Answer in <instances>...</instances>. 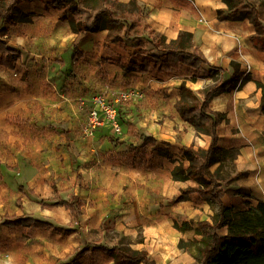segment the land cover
I'll use <instances>...</instances> for the list:
<instances>
[{
	"label": "crops",
	"instance_id": "obj_1",
	"mask_svg": "<svg viewBox=\"0 0 264 264\" xmlns=\"http://www.w3.org/2000/svg\"><path fill=\"white\" fill-rule=\"evenodd\" d=\"M46 1L21 0L16 7L18 12L29 14V20L19 21V13L15 12L14 19L7 24L8 41L21 49L22 56L14 69H0V161L6 163V155L14 153L11 164L18 166L16 171L0 166V220L5 213L24 215L20 207L24 205L25 195L18 191L19 184L33 190L35 195L42 186L49 187L41 179L47 177L41 170L36 171L32 166L36 172L24 171L30 162L35 165L43 162L52 168L48 171L54 179L67 176L68 183L62 188L72 187L67 193H77L83 200V212L78 219L83 231L98 229L99 232L101 222L105 221L121 222L125 226L146 222L149 227L143 247L155 235L157 245H166L170 240L177 261L197 264L191 254L177 247L180 238H193V231H178L173 227V220L208 219L209 204L193 195L169 203L181 189L195 183L173 180L170 172L175 163L159 155L157 150L166 149L175 160H180L183 147L208 146L210 137L197 134L189 122L181 120L175 106L180 87L198 93L213 83L206 76L208 67L202 65V71L196 76L194 69L186 65L165 73H157L152 65L146 73L123 74L120 62L134 53L136 47L107 42L106 30L76 35L61 18L60 11L43 9ZM139 1L149 8L148 24L166 41L176 38L181 30L192 33L207 61L224 70L219 76L228 77L234 62L242 73L264 82V49L253 38L252 23L247 19H217L216 10L226 8L221 0H184L186 5L179 0ZM75 52L81 56L72 59ZM106 82L137 87L143 92V98L132 101L126 108H118L122 135L112 133L108 125L85 135L83 126L92 105L91 96L94 91L103 90ZM110 90L119 91L114 87ZM259 103L260 90L251 80L240 89L214 96L209 104L212 110L225 116L217 127L220 146L238 148L239 157L243 149L250 148L247 145L256 146L253 155L259 165L252 169L257 171L254 174L260 177V182L258 179L253 183L255 189L264 186V114ZM11 114L31 115V119L27 123L12 121ZM25 124L43 130L29 136L23 132ZM13 129H16L14 134ZM141 132L152 136L154 143L137 139L136 135ZM222 135L226 140L221 139ZM246 151L252 154V150ZM73 162H77L74 171L71 170ZM243 169L239 171H248L249 175L232 185L240 186L238 183L250 178L251 168ZM77 174L79 179L75 181ZM53 185L60 189L58 184ZM258 200L264 201L258 198L250 204ZM34 204L42 208L35 201ZM57 234L47 229L0 225V264H18L15 259L33 264L32 256L38 252L42 259L47 258V264H52ZM147 250L146 255L152 260L153 251L148 247ZM156 250L164 256L162 250L157 247ZM92 253L101 252L89 251L76 258L74 264H93L88 259Z\"/></svg>",
	"mask_w": 264,
	"mask_h": 264
},
{
	"label": "trees",
	"instance_id": "obj_2",
	"mask_svg": "<svg viewBox=\"0 0 264 264\" xmlns=\"http://www.w3.org/2000/svg\"><path fill=\"white\" fill-rule=\"evenodd\" d=\"M21 0H0V69H13L22 56L21 49L12 46L7 38L8 26L18 12L16 5ZM186 5L184 0H179ZM225 9H217L219 20H249L254 27L253 38L264 49V0H221ZM44 10H58L76 35L88 32L107 31L109 43H125L137 50L120 62L123 74L129 72L146 73L152 66L157 73L172 71L180 65L194 69L195 76L208 67L206 76L214 78L224 72L220 67L210 64L193 39V34L181 30L176 38L166 39L147 22L149 8L139 0H47ZM19 13V21H27L29 14ZM76 42L73 43V46ZM81 56L75 52L72 59ZM232 72L223 79L204 87L199 93L187 87H180L179 98L175 102L181 120L189 122L197 132L210 137L206 148L183 147L180 160H175L168 150L159 148L157 153L174 164L170 175L175 181L191 180L195 185L181 189L176 202L188 199L191 195L206 201L214 207L209 219L173 220V227L180 232L193 231L191 239L180 238L177 247L187 251L197 264H264V201L247 204L245 209H235L226 205L223 197L226 187L237 179L247 177L248 171L236 169L239 152L234 147L218 144V125L225 119L224 114L210 108L214 96L240 89L247 81H253L260 90L259 108L264 114V82L242 73L237 63L231 62ZM195 77L193 76L192 79ZM136 138L144 143H154L150 135L138 133ZM264 152V130L262 132ZM185 161L187 163H185ZM214 166L213 170L210 168ZM18 191L42 208L54 209L61 205L69 212L71 221L78 222L83 212V200L77 193L69 192L66 198L58 197V189L53 185L56 198L49 201L37 197L33 190L19 184ZM20 203V198L17 199ZM0 225L6 227H28L47 229L62 236L78 231L77 227H64L53 221L34 215L5 213ZM195 225V226H194ZM89 251H98L109 257L113 264H152L145 253L133 254L120 245H107L101 242L85 244L74 253L70 263Z\"/></svg>",
	"mask_w": 264,
	"mask_h": 264
},
{
	"label": "rangeland",
	"instance_id": "obj_3",
	"mask_svg": "<svg viewBox=\"0 0 264 264\" xmlns=\"http://www.w3.org/2000/svg\"><path fill=\"white\" fill-rule=\"evenodd\" d=\"M263 18H264V12H263ZM19 61V60H18ZM17 61V62H18ZM16 65V64H15ZM14 69V68H13ZM12 70V69H11ZM224 77L219 76V74H217L214 78H211V81L214 82V79L218 80V79H223ZM108 82L104 83V90L103 93L105 94L106 98L111 101H117L118 103V108H126L127 106H129L130 104H132V101L135 100H139L142 97H134V96H129L126 99H121L120 98V93L126 89H134V90H140L137 87H131L130 85L126 84L123 85L121 83H116L115 85H112ZM121 85V86H119ZM110 87H114V88H118L119 91L117 92H113L110 90ZM98 91V90H97ZM97 91H94L93 93H96ZM141 91V90H140ZM114 94V96H113ZM139 103H135V105ZM90 110V109H89ZM118 113V112H117ZM9 118L12 121H24V122H28L31 119V115L25 117L22 114H11L9 116ZM87 119V118H86ZM118 121L120 122V118L118 119ZM27 124H25V128L23 129V132L29 136L37 133V131H42L39 129H33L31 127H29V125L27 126ZM110 128V127H109ZM111 130V129H110ZM122 130V129H121ZM16 129H13V132L11 133H15ZM219 133H223V130L220 129ZM12 134V135H13ZM27 135H25V139H27ZM122 135L118 134L117 136ZM222 140H226V137H224V135H222L221 137ZM224 141H222L220 144L223 145ZM245 146V145H244ZM250 148L248 149H243L244 153L242 155H240V157L238 156L236 159V169L239 170H244L243 168L248 167L251 168L250 173L251 176L250 178H248V180L245 181H241L240 186L236 185H232L233 182L231 184H229L226 187V195L223 198L225 203H233L234 206L233 207H239V206H246L249 203H252L253 201H255L258 198H263L264 199V186L263 188H259V189H255L252 188L253 183L258 180L260 177L257 174H254L255 172H257L256 170L253 171V166L258 167V162L256 161V158L253 155V152L255 151V145H247ZM27 148H31V147H27ZM202 148V147H201ZM198 149V148H197ZM238 150V148H236ZM252 150V154L248 155L249 151L247 152L246 150ZM239 152V150H238ZM261 152V151H260ZM14 155L11 154V156L9 154L6 155V163H2L0 161V166H4V168L9 169L11 171H16L18 166L16 165H12L11 163L12 161V156ZM24 161V160H23ZM30 164V165H29ZM29 164H27L25 166L24 171L25 172H29V170L36 172L38 170H41L39 172H41V174H46L47 177H41V179L44 180V182H46L48 185L42 186L40 188V190L38 192H36V196L39 198H44L47 199L49 201H52L56 198L54 192H53V188H52V184H58L60 186V189H58V197L59 198H66L67 197V192L69 189H72V187H69L68 189L62 188V186L64 184L68 183V177L67 176H58L55 177V179L53 178V176L51 175V172L48 171V169H52L51 167L45 166V164L43 162L41 163H35L33 164V162H30ZM73 166L71 167V170L74 171L77 169V162H73L72 164ZM33 166V168L37 169L36 171L33 170V168L31 169V167ZM214 166H212L210 169L213 170ZM51 175V176H50ZM79 175H76V179L78 178ZM260 182V179H259ZM79 187H81V185L79 184ZM24 196V195H23ZM24 205L21 208V211H23V214H27V215H34L37 217H44L45 219H48L50 221H53L59 225H62L64 227L66 226H74L77 227L78 231L70 237H62L59 236L58 234L56 235V255H55V261L52 264H71L70 261L71 259L74 257V253L77 249H80L81 247H83L85 244L88 245H92L93 243L96 242H101L107 245H113V244H118L120 245L125 251H128L130 253L133 254H141V253H145L147 254V247L149 250L153 251V256H155L152 260H150V255H148L149 260L151 261L152 264H184L181 261H177V257H176V253L175 251H173L170 248V240H168V243L166 245H157L156 241H155V235H151L152 237V241L150 243L152 244H147L145 245V247H143L142 243L144 241V236L145 233L148 230V225L146 224V222H142V223H131L130 225L125 226V224H122L121 222H118L117 224H111V222H107L105 221L104 223L101 222L99 228V232L98 229L97 230H91L88 232L83 231V229L80 228L79 226V221L78 222H74V221H69V213L68 210L66 208H64L61 205H57L54 209L52 210H46L43 208H40L38 206H36L34 204V201L31 200L30 198H28L27 196H24L23 199ZM170 203V201H169ZM24 208V209H22ZM209 210L208 212H210L209 215H207V218L209 219L210 216L214 213V207L209 205ZM38 246L35 245V248H37ZM156 247L159 248L160 250L163 251V255H160L159 252L156 250ZM41 251V248L40 250ZM25 255V253H24ZM78 259H80V256L78 257ZM89 260L93 261V264H107L109 261H111V259L107 256H105L102 253H92L91 257L88 258ZM47 258L42 259L41 253L39 254V252L36 255L32 256V261L33 264H47L46 263ZM16 262H18V264H23V260H19V259H15ZM42 261H45L44 263ZM113 264V263H110Z\"/></svg>",
	"mask_w": 264,
	"mask_h": 264
},
{
	"label": "built area",
	"instance_id": "obj_4",
	"mask_svg": "<svg viewBox=\"0 0 264 264\" xmlns=\"http://www.w3.org/2000/svg\"><path fill=\"white\" fill-rule=\"evenodd\" d=\"M104 90V89H103ZM103 90H98L91 96L92 105L83 126L85 135H92L93 132L104 125H108L114 134H121V126L118 121V103L109 101ZM129 96L142 97L143 92L140 90L126 89L120 93L121 99Z\"/></svg>",
	"mask_w": 264,
	"mask_h": 264
}]
</instances>
